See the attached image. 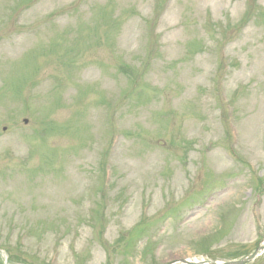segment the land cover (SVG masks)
I'll return each instance as SVG.
<instances>
[{
  "label": "rangeland",
  "instance_id": "374dc122",
  "mask_svg": "<svg viewBox=\"0 0 264 264\" xmlns=\"http://www.w3.org/2000/svg\"><path fill=\"white\" fill-rule=\"evenodd\" d=\"M261 244L264 0H0V264Z\"/></svg>",
  "mask_w": 264,
  "mask_h": 264
},
{
  "label": "water",
  "instance_id": "95a60500",
  "mask_svg": "<svg viewBox=\"0 0 264 264\" xmlns=\"http://www.w3.org/2000/svg\"><path fill=\"white\" fill-rule=\"evenodd\" d=\"M25 122H27V120H25ZM263 249H264V247H259L254 253L245 257L242 260H235V261H229V262H217V261H193V260H189V259H180V260H176L170 264H175L178 262H181L184 264H245L248 261H251L254 258H256Z\"/></svg>",
  "mask_w": 264,
  "mask_h": 264
}]
</instances>
